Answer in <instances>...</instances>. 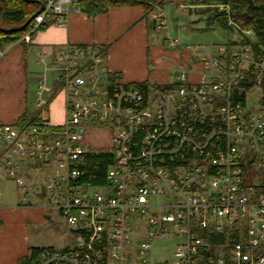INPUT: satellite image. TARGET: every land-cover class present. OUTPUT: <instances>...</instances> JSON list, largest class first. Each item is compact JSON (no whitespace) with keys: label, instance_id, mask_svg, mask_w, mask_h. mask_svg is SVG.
Here are the masks:
<instances>
[{"label":"built area","instance_id":"obj_1","mask_svg":"<svg viewBox=\"0 0 264 264\" xmlns=\"http://www.w3.org/2000/svg\"><path fill=\"white\" fill-rule=\"evenodd\" d=\"M76 2L44 0L33 31L50 17L66 27ZM150 16L181 53L171 82L113 84L96 43L50 46L37 61L40 120L0 124V183L13 184L16 207L69 225L65 246H41L32 264H264V47L247 29L240 41L182 44L162 3ZM57 92L62 123L44 114ZM101 132L109 149L90 143ZM94 152L113 153L98 187L81 178ZM5 196L0 187V210ZM157 240L175 241L173 260L156 258Z\"/></svg>","mask_w":264,"mask_h":264},{"label":"crops","instance_id":"obj_2","mask_svg":"<svg viewBox=\"0 0 264 264\" xmlns=\"http://www.w3.org/2000/svg\"><path fill=\"white\" fill-rule=\"evenodd\" d=\"M172 1L181 7L196 8L191 0H167L164 6ZM143 15L144 9L140 6L115 7L96 17L77 10L71 14L66 27L49 25L38 31L32 41L33 50L38 55L45 48L66 43L104 44L108 48L109 69L121 72L126 81L169 83L171 67L181 59V53L166 47L163 39L154 43L153 33L157 30L149 27ZM183 55L188 57L187 52ZM18 201L15 191L6 192L5 206L0 210V264H19L30 247L35 246L30 242L26 219L46 222L41 209L16 207Z\"/></svg>","mask_w":264,"mask_h":264},{"label":"rangeland","instance_id":"obj_3","mask_svg":"<svg viewBox=\"0 0 264 264\" xmlns=\"http://www.w3.org/2000/svg\"><path fill=\"white\" fill-rule=\"evenodd\" d=\"M210 2L215 5L220 0H210ZM194 8L181 7L179 3L173 1L164 6L172 35L180 38L182 44H224L230 41H240L245 36L235 27L225 28L211 23L209 12L200 11L205 7ZM153 34L154 43L160 42L164 37L163 32L156 31ZM22 50V45L0 50V123H10L16 120L26 106L32 112L39 111L35 92L43 67L37 62V52L30 47L26 58V70L22 60ZM173 79L175 76L170 80ZM44 114L48 115L53 123L63 122L65 109L63 95L60 92H57L51 99L49 109ZM90 143L101 149L111 147L109 134L107 135L106 132L91 137ZM0 187L7 193L15 190L10 182H1ZM26 224L31 244L40 247L51 245L58 249L65 246L69 225L56 213L51 216L48 224L30 218L26 219ZM175 249V241L169 243V241L157 240L154 244L157 259L164 257L173 260Z\"/></svg>","mask_w":264,"mask_h":264},{"label":"trees","instance_id":"obj_4","mask_svg":"<svg viewBox=\"0 0 264 264\" xmlns=\"http://www.w3.org/2000/svg\"><path fill=\"white\" fill-rule=\"evenodd\" d=\"M153 1L164 5L167 0H77L76 5L82 13L89 17L106 14L110 9L115 7L140 6L144 9L143 17L148 20L149 27L156 30L155 22L150 16L153 10ZM191 3L196 5V7H205L200 9V11L209 12V21L211 23L218 24L225 28H233V26L229 25V20L231 18L237 24L240 32L246 29L253 30L255 32L254 44L258 47H264V0H220V2L215 5H213L210 0H191ZM43 5L44 0H0V50H5L11 46L22 45V60L26 70L28 50L30 47H33V43L25 42L23 37L31 33V37L34 40L38 31L46 28L51 21L55 20L54 17H50L45 26L41 27L39 30L33 31V21L36 15L41 11ZM219 5H229L232 8L231 14L229 15L226 11L219 10ZM245 40L249 41L246 37ZM96 44L102 48L103 54L107 57L108 48L106 45ZM81 45L87 44H80V46ZM109 78L113 84L118 82V84L139 87H147L149 84L148 81H126L121 72L111 71ZM40 115V111L32 112L29 107L26 106L17 119L10 123L26 127L39 121ZM85 159L87 164L84 167L85 173L83 177H81L82 180L92 186L98 187L104 185L107 169L113 162V153H88ZM260 175L262 188L264 189V166L261 169ZM235 238L236 236L233 237V234L228 237V239L231 240H228L229 245L233 243ZM226 239L227 237L225 234H223V236L214 235L211 243L213 241L222 242ZM40 249V246L30 247L29 253L19 260V264H32ZM213 250L218 249L215 248Z\"/></svg>","mask_w":264,"mask_h":264}]
</instances>
